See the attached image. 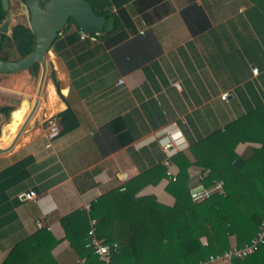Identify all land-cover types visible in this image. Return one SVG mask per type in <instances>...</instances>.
I'll return each mask as SVG.
<instances>
[{
	"label": "crops",
	"instance_id": "0c3cea01",
	"mask_svg": "<svg viewBox=\"0 0 264 264\" xmlns=\"http://www.w3.org/2000/svg\"><path fill=\"white\" fill-rule=\"evenodd\" d=\"M92 3L104 11L99 39H80L75 22L58 33L47 50L38 106L13 147L0 153V264L14 248L22 253L11 264H20L42 229L56 241L50 249L54 264H85L86 256L65 237L63 217L88 211L98 196L151 169L161 177L136 196L172 205L166 169L176 175L183 160L221 162L224 155L210 134L264 105V14L248 0ZM18 13L9 10L10 21ZM39 71L0 73V106L13 107L1 119L0 147L12 141L37 97ZM68 108L75 127L47 146V120L58 123ZM165 136L181 139L167 167ZM260 146L243 141L235 150ZM199 169L188 168L191 188L200 183ZM29 190L36 199H25Z\"/></svg>",
	"mask_w": 264,
	"mask_h": 264
},
{
	"label": "trees",
	"instance_id": "16d2710c",
	"mask_svg": "<svg viewBox=\"0 0 264 264\" xmlns=\"http://www.w3.org/2000/svg\"><path fill=\"white\" fill-rule=\"evenodd\" d=\"M19 1L18 12L26 14L24 0ZM102 15L104 11L95 9ZM264 14V0H248ZM7 11L0 0V23ZM70 22L75 19L70 18ZM104 27L101 30L105 29ZM34 33L28 24L16 23L0 43V59L16 60L30 53ZM39 65L28 70L37 76ZM13 109L0 106V123ZM60 133L75 127L76 116L71 109L58 115ZM224 155L221 162L203 158L179 162L175 179H170L167 191L174 197L172 205L161 203L153 195L136 196L148 183H155L161 175L154 170L141 173L125 183L123 189H111L91 202L89 210L73 211L62 218L65 237L86 256L85 264H100L97 256L84 246L89 218L96 220V236L107 243L117 242L119 251L112 264H185L206 259L232 244L243 245L256 233L264 215V105L259 106L229 123L223 130L210 134ZM259 141L261 146L248 147L237 153L238 142ZM208 172L200 183L209 186L213 180L222 179L224 193H213L201 201L190 198L189 166ZM82 227L74 236L73 231ZM205 238L206 244L202 239ZM49 239L39 245V240ZM56 243L45 229L37 231L27 247V256L20 264H54L50 249ZM22 252L14 248L2 264H11ZM42 258V259H41ZM231 264H264V243L244 258L233 259Z\"/></svg>",
	"mask_w": 264,
	"mask_h": 264
},
{
	"label": "water",
	"instance_id": "95a60500",
	"mask_svg": "<svg viewBox=\"0 0 264 264\" xmlns=\"http://www.w3.org/2000/svg\"><path fill=\"white\" fill-rule=\"evenodd\" d=\"M24 2L28 13V25L34 33L33 48L29 54L16 60L0 59V73L28 69L37 63L40 67L36 91L37 97L34 99L16 135L9 145L0 147V153L8 151L13 147L36 110L48 72L47 50L58 33L68 25L69 19H75L80 30H87L89 28L101 30L105 24L104 16L97 14L88 0H45L42 5L40 4V0H24ZM1 3L3 9L8 10L9 0H1ZM19 21L18 18L17 22ZM12 26H10V18L7 15L0 23V43L3 35L9 33ZM107 28L109 29L110 25ZM201 188L202 186H198L195 189Z\"/></svg>",
	"mask_w": 264,
	"mask_h": 264
},
{
	"label": "built area",
	"instance_id": "2783aa9c",
	"mask_svg": "<svg viewBox=\"0 0 264 264\" xmlns=\"http://www.w3.org/2000/svg\"><path fill=\"white\" fill-rule=\"evenodd\" d=\"M101 35L100 29L95 28H89L87 30H80L79 38L88 40L91 42L97 41ZM252 73L256 75L258 73V69L256 67L252 68ZM122 82V80H119V84ZM177 87H179L178 83H175ZM228 95L227 92H224L221 94V98L225 99ZM47 137L48 142L47 146H50L51 141L57 137L60 133V129L58 126L57 121L54 117L49 118L47 120ZM162 148L165 151L167 158L163 161V165L165 167L169 164V157L171 154H173L177 147L181 145V139L179 137H169L165 136L162 138L161 142ZM166 175H168L169 179L174 180L175 174H172L168 169H166ZM208 170H202L199 169L200 176H204ZM224 182L222 179L219 180H213L212 183L209 186H205L202 183H199L198 185L194 186L190 189V198L192 201H201L203 199L208 198L213 193H224L223 188ZM198 186H202L201 189L196 190L195 188ZM24 197L27 200H33L37 198V192L34 190H29L24 193ZM89 204L86 205V208H89ZM36 225L38 227H41V221L37 220ZM96 220L94 218H90L89 220V227L85 234V243L84 246L91 250L96 256L100 264H112L113 262V256L118 253L119 246L117 242L107 243L103 240L99 239L96 236ZM203 243L206 244V240H203ZM264 243V215L262 216L258 229L255 233V235L247 242H245L243 245H237L232 244L230 247L223 249L220 252L209 254V256L206 259L199 260L197 262H187L185 264H216L217 262H229L233 259L238 258H244L249 255H252L257 248ZM78 263H83L84 258H78Z\"/></svg>",
	"mask_w": 264,
	"mask_h": 264
},
{
	"label": "rangeland",
	"instance_id": "374dc122",
	"mask_svg": "<svg viewBox=\"0 0 264 264\" xmlns=\"http://www.w3.org/2000/svg\"><path fill=\"white\" fill-rule=\"evenodd\" d=\"M18 9H19V2H17L16 0H11V10L16 11ZM20 21L24 24H28V13L27 12L24 15V17L20 19ZM15 22H16V18H13V20H11L10 22V26L14 25Z\"/></svg>",
	"mask_w": 264,
	"mask_h": 264
},
{
	"label": "flooded vegetation",
	"instance_id": "af4514ba",
	"mask_svg": "<svg viewBox=\"0 0 264 264\" xmlns=\"http://www.w3.org/2000/svg\"><path fill=\"white\" fill-rule=\"evenodd\" d=\"M16 1L19 2L18 0H16ZM44 1H45V0H40V4L42 5V4L44 3ZM9 10H11V0H9V8H8V10H6V11L8 12ZM24 15H25V14L18 13V14H17L18 17L16 18L17 20H16V22H15L14 24L21 22V21L17 22V21H18V18H19V20H20V19H22V18L24 17ZM6 16H7V14H6ZM6 16H5V17H6ZM4 19H5V18H4ZM4 19H3V20H4ZM10 22H11V21H10Z\"/></svg>",
	"mask_w": 264,
	"mask_h": 264
},
{
	"label": "bare ground",
	"instance_id": "6f19581e",
	"mask_svg": "<svg viewBox=\"0 0 264 264\" xmlns=\"http://www.w3.org/2000/svg\"><path fill=\"white\" fill-rule=\"evenodd\" d=\"M18 113L19 112H16V114L15 115H18ZM18 117V116H17ZM8 133V135H9V137H11L12 136V133L11 132H7Z\"/></svg>",
	"mask_w": 264,
	"mask_h": 264
}]
</instances>
